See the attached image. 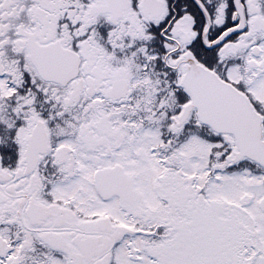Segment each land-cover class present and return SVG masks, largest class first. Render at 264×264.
Wrapping results in <instances>:
<instances>
[{
    "label": "snow or ice",
    "instance_id": "obj_1",
    "mask_svg": "<svg viewBox=\"0 0 264 264\" xmlns=\"http://www.w3.org/2000/svg\"><path fill=\"white\" fill-rule=\"evenodd\" d=\"M0 264H264V0H0Z\"/></svg>",
    "mask_w": 264,
    "mask_h": 264
}]
</instances>
